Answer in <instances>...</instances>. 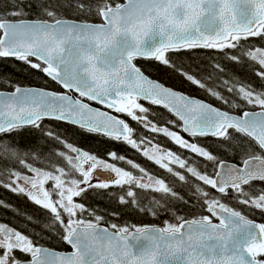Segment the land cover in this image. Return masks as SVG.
<instances>
[{"label":"snow or ice","instance_id":"obj_1","mask_svg":"<svg viewBox=\"0 0 264 264\" xmlns=\"http://www.w3.org/2000/svg\"><path fill=\"white\" fill-rule=\"evenodd\" d=\"M252 38L264 44V0H0V61L15 60L61 89L0 75L12 89H0V188L45 211L40 233L0 222V264H264V222L231 206L264 218V47ZM197 49L247 64L258 86L220 63L198 77L172 58ZM142 60L224 107L151 78ZM45 120L121 143L165 175L112 149L105 157L82 150ZM25 130L40 138L22 145L16 137ZM161 136L177 150L162 146ZM207 137L216 152L200 143ZM48 142L59 148L45 153ZM89 193L172 220L117 224L111 219L120 212L81 202ZM179 205L201 214L180 215ZM0 208L11 210L4 201Z\"/></svg>","mask_w":264,"mask_h":264},{"label":"trees","instance_id":"obj_2","mask_svg":"<svg viewBox=\"0 0 264 264\" xmlns=\"http://www.w3.org/2000/svg\"><path fill=\"white\" fill-rule=\"evenodd\" d=\"M122 2V0H119ZM250 44L264 47V44L261 43L258 39L252 38L249 41ZM235 54V53H233ZM178 66H182L185 71L192 72L199 76H207L212 72L211 65L213 63H220L225 67V69L239 77L241 80L256 83L258 86V82L256 78L252 75L251 71L248 70L247 64L243 66L234 64L223 58L222 54L218 53L215 50L211 49H197L194 51H184L177 55H173L172 57ZM140 64L146 69L147 74L153 78L160 80L165 83L167 86L173 87L175 90H178L182 93H185L189 96H193L204 101L209 102L210 104L222 108L219 101L214 100L209 95L205 94L204 91L198 89L197 87L191 85L190 83L184 81L179 75L172 73L166 69H163L162 66L155 64L154 62L149 63L145 61H140ZM0 75H9L13 83H19L25 86H37V87H48L50 90L59 91L60 88L56 86L54 83L49 82L47 85L44 84V80L46 77L43 76L42 73L38 71H34L26 68L21 63L9 59L5 61H0ZM227 78V77H226ZM211 86V84L209 85ZM0 89L9 91L11 88H5L3 85H0ZM147 106V102L141 101ZM250 108V106H249ZM225 110H227L225 108ZM242 109H234L233 113H239ZM153 111L164 112L167 116L168 114L162 108L155 107ZM174 118V117H170ZM133 127L135 124L128 120ZM45 125H50L54 127L57 132H60L68 142H71L75 146H78L82 150L89 151L91 153L96 154L98 157H105L106 149H112L116 152L125 155L127 158H131L134 163H137L143 166L150 173H158L160 177L165 175V170H161L158 166L154 165L143 158L142 154H136L129 147L124 146L121 143H108L103 137H100L96 134H88L87 132L81 131L78 127L63 123V122H51L48 120L44 121ZM145 135H149L148 132L145 131ZM16 138L20 141L22 145L24 144H32V142L38 138H40V133L35 131L25 130L22 135ZM160 143L162 146L172 149L176 151L177 149L172 143H166L163 137H160ZM200 143L207 147L210 151L216 152V141L212 137L201 138ZM59 145H56L52 142H48L47 147L43 149L45 153L49 151V149H58ZM223 155V153H220ZM226 159L231 160V157H224ZM55 159V157H54ZM11 166V165H9ZM120 167H125L128 170H132L128 168L126 164H118ZM178 167V166H177ZM211 169H209L210 171ZM138 174V173H137ZM177 191H181L185 195H187V190L177 187ZM0 201H4L10 208H0V222L8 224L12 227L21 230L25 234H31L33 231L40 233V222L44 220L45 211L42 210L39 206L34 205L31 201L28 200L26 196H21L14 194L8 190L0 188ZM81 202L86 203L89 206H99L100 209H107L108 211H117L120 212L121 215L118 219H111V222L117 224H135V225H152V226H163V222L165 220H172L169 214L164 212H160L157 216H153L148 213L137 212L131 209H123L118 207L115 202H109L107 197L104 199H100L98 197H94L91 193L88 194L87 198ZM146 202V201H145ZM232 207L237 208L244 212L245 215H248L249 218L254 219L258 222H264V218L260 216L259 211L255 213H251L250 210L242 208L240 205L233 203ZM178 207L182 208L180 215L187 216L189 218L193 216H198L201 213L198 210H193L189 208H185L182 205ZM19 210L20 215H15V212ZM206 214V213H205ZM29 215L35 218V223H26L24 220V216ZM175 222V221H172ZM41 243L45 244L47 247H55L56 250H67L68 246H56L53 244H48L46 240H41Z\"/></svg>","mask_w":264,"mask_h":264},{"label":"water","instance_id":"obj_3","mask_svg":"<svg viewBox=\"0 0 264 264\" xmlns=\"http://www.w3.org/2000/svg\"><path fill=\"white\" fill-rule=\"evenodd\" d=\"M122 2H123V0H122ZM34 87H37V86H34ZM4 91H6V90H4ZM10 91H12V90H9V91H6V92H10ZM60 91H61V89H60ZM193 97V96H192ZM194 98H196V97H194ZM199 99V98H198ZM200 100H202V99H200ZM143 101V100H142ZM202 101H204V100H202ZM146 102V101H145ZM205 102H207V101H205ZM92 103V106L93 107H97V108H101V109H103V106H101V105H99V104H96L95 102H91ZM207 103H209V102H207ZM210 104V103H209ZM214 106V105H213ZM216 107V106H215ZM218 108V107H217ZM242 113V111L241 112H239V113H233L232 112V114H234V115H240ZM64 123V122H63ZM67 124V123H66ZM76 127V126H75ZM57 251H60V252H70L71 251V248L70 247H68V249L67 250H57Z\"/></svg>","mask_w":264,"mask_h":264},{"label":"flooded vegetation","instance_id":"obj_4","mask_svg":"<svg viewBox=\"0 0 264 264\" xmlns=\"http://www.w3.org/2000/svg\"><path fill=\"white\" fill-rule=\"evenodd\" d=\"M241 111H242V110H241ZM241 111H240V112H241ZM124 118L127 119L126 117H124ZM257 222H258V221H257ZM29 234H30V233H29Z\"/></svg>","mask_w":264,"mask_h":264},{"label":"rangeland","instance_id":"obj_5","mask_svg":"<svg viewBox=\"0 0 264 264\" xmlns=\"http://www.w3.org/2000/svg\"><path fill=\"white\" fill-rule=\"evenodd\" d=\"M16 138H19V137H16ZM109 162H112V161H109Z\"/></svg>","mask_w":264,"mask_h":264}]
</instances>
